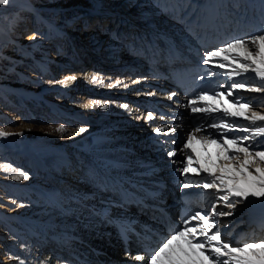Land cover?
<instances>
[{"label":"bare ground","instance_id":"obj_1","mask_svg":"<svg viewBox=\"0 0 264 264\" xmlns=\"http://www.w3.org/2000/svg\"><path fill=\"white\" fill-rule=\"evenodd\" d=\"M211 2L215 4L222 2L225 6L229 3L226 0ZM80 3V0H10L9 5L0 6V21L2 22L0 23L4 27L0 30V43L3 44V39H7L8 43L19 35L24 36L17 41L20 47L27 46L37 39L36 33L39 30H44L42 34L49 32L53 35L66 36L67 33H61L63 28H56L53 22L56 16L60 15L62 18L65 16L64 10L75 4L79 6ZM147 3L148 1L141 0L137 6L142 11V15L137 17L138 22H136L140 29V38L135 37L136 33L135 38L131 37L130 33L127 36L125 33L122 37L117 35L113 44L104 46L105 49H111V52L102 53L110 54V61H112L111 57L114 61L124 60L123 65L128 62L131 66L134 62V65L142 67L141 70L130 71L126 75L120 71L117 76H98L95 75L96 73L95 76H88L81 72L85 65V61H82L75 67L78 72L63 76L62 80L56 83L46 84V86L50 85L49 90H56V92L69 86L75 89L77 84L80 87H86L87 97L77 98L71 95V92L66 94H70L68 102L73 104L72 108L82 112L83 117L92 123H96L95 129H89L85 133L65 135L64 129L63 131L58 130L61 127L45 131L42 122L37 124V122L23 119V127L13 131L14 129L9 125L14 124L16 118L6 113L11 107L22 110L26 105H36L37 97L30 98L18 88L17 84L1 80L0 132L9 135L0 136V151H3L2 155H6V159H0L2 162L0 163V185L10 186L9 188L12 189L20 187L22 190L28 184L36 182L33 179L35 173L46 176L41 170L44 166L50 171H56L58 177H62L73 167L82 168L85 174L80 180L77 178L80 181L78 187L70 188L67 192H64L65 189L61 191L52 185H44L43 189L36 191V196L31 199L30 204L23 208L21 213H17L15 218L11 217L15 216V212L9 211L8 216L0 213L2 214L0 223H3V228L12 223L8 222L10 219L14 223L17 221L13 229L17 232L15 235L10 234L9 231L0 232L1 235L8 236L7 241L12 244L11 249H14L9 264H19L15 257L23 260L24 264H147L150 245L153 243L159 245L169 234L165 232L160 217L155 213H149L150 220L139 218V211L131 209V206L120 204L119 191L127 194L129 191L136 196H141L142 199L147 200L148 204L154 201L166 202L165 199L170 196L167 205L173 214L174 227L171 232L182 227V222L176 214L175 204L183 194L186 193L189 196L194 212L200 209L210 211L211 204L216 203L212 194L215 189L182 188V184L189 180L195 182V177L191 175L185 177L178 170L183 167L182 162L186 155L181 151L183 147L179 149L177 146L178 138L188 131L193 133L198 127L202 128V131L196 134L197 141L205 136L216 138L212 135L214 130L208 128L211 118L203 113H192L188 106L189 102L194 100L204 88L210 87L215 91H223L219 87L223 84L221 80L229 81L224 73L230 71V68L220 69L215 64L203 63L207 51L223 46V44L219 46L213 44L212 38L209 37L210 33L213 37L219 36V39L229 37L233 39L237 33H241L245 38L261 34L264 32L262 29L264 13L259 12L254 18L249 15V12L225 14V8H223L224 13H220L217 12L219 6L215 9L214 3L209 5L210 0H202L203 8L204 5H209V9L214 14L212 22L204 23L201 15L196 12L198 7L192 10L189 4L186 7L182 4L175 6L170 0H158L156 3L151 2L150 7L153 8L151 10L148 7H142ZM259 5L263 8L264 4ZM13 6L20 7V11L16 13L9 11ZM229 7L233 8L231 5ZM245 7L247 11L250 10L246 5ZM67 17L71 21L72 14ZM132 18L136 17L133 15ZM112 22L119 27L122 26L121 29L130 28V25L123 19L114 18ZM29 23H33L32 27ZM58 26H64V24L60 23ZM30 29L34 34L28 33ZM170 45H173V49L168 51ZM1 46L0 53L2 51L6 58L21 60L25 56L22 50L13 56L15 50L12 51L11 47L5 49L7 45ZM134 50L137 56L133 55ZM174 51L182 54L180 60H172L170 54ZM95 65L97 64L93 63L89 69ZM179 65L185 67L198 65L199 68L203 66L210 73L203 80V84L196 87L192 98L174 88L171 77H167L168 71H172L173 67ZM6 67L4 65V68ZM10 68L9 66L3 72L9 73ZM90 73L91 71L88 72ZM12 75H10V80ZM252 75L254 73H250L249 76ZM245 76L246 74H242L241 77H234V79H244L247 83L253 82V79H245ZM66 77H75V79L66 80ZM13 78L17 80V76L14 75ZM259 81L258 79L254 83H261ZM227 82L223 84L225 87L230 81ZM29 88L33 87L29 86ZM93 91H96L97 95L94 96ZM238 91L234 92L236 98H238ZM99 94L106 97L101 98ZM261 95L262 98L264 92ZM129 96L138 101L134 104H126L124 99ZM230 100L231 98L226 96L224 99L206 103L230 106ZM150 106L153 108L154 116L160 114L158 109H162L169 113L168 117L147 119L145 109ZM212 118L219 120L220 114L214 113ZM19 121H22V117ZM239 123L243 127L248 126L249 122L241 118ZM173 127L176 128L175 132L171 131ZM156 128H162L164 132L158 135L155 132ZM231 135H234V132L230 133ZM259 139L264 140V137ZM192 148L195 149V156L200 158L201 163H204L209 155L214 162L218 163L215 145H210L205 150L202 143L194 142ZM67 150L70 153L72 151L78 153V158L70 159ZM170 151H176L177 155L169 156ZM16 165L23 166L25 171L15 168ZM20 172H23L25 176H20ZM67 176L69 174L66 178ZM71 180V182L74 181L72 178ZM38 183H43V180ZM222 194L216 192L215 196ZM84 196L89 200L87 207L81 204ZM239 204L230 211L233 216L228 223H224L223 216L216 217L217 226L222 229L223 233H229L232 226L235 227L231 238L227 237L235 242L240 239L246 240L240 234L246 236L251 233L256 234L258 242L264 240V229L255 230L251 220L243 223V220L246 221L250 215L251 209L264 211V198L250 197ZM40 205L45 206L44 211L39 210ZM216 205L217 210L221 211L223 207ZM257 206L263 208L257 209ZM229 217L226 216L227 219ZM115 221L127 228H136L135 231L141 234L144 233L143 230L152 229L153 232L145 238L132 235L131 243L125 246L117 235ZM149 225L152 227L144 228ZM19 233L21 237L17 236ZM154 233L161 236L159 241L154 238ZM65 238H69L71 242L64 241ZM43 242L48 243V247H42ZM69 243L72 245L70 246ZM43 252L47 255L45 256L47 260H43ZM1 255L4 257L1 258ZM1 255L0 264H7L4 249ZM137 255L144 256L145 260L137 261L135 259Z\"/></svg>","mask_w":264,"mask_h":264},{"label":"rangeland","instance_id":"obj_2","mask_svg":"<svg viewBox=\"0 0 264 264\" xmlns=\"http://www.w3.org/2000/svg\"><path fill=\"white\" fill-rule=\"evenodd\" d=\"M64 1H68V0H64ZM139 1L141 0H80L81 3L79 6H76L77 4L70 6L69 9H66L63 11L65 15L63 18L60 15H58L56 16L53 22V26H55L56 28L58 27L63 28L61 33H67L66 36H62L60 34L53 35L51 33L49 34V32L46 34H42L44 30H39L36 33L37 39L30 45L22 46V47H20L17 41L19 40V38H23L24 36L16 35L14 40L9 41L10 43L9 42L7 43V39L6 40L3 39L4 40L3 44L0 43V49L2 47L1 45H7L6 46L7 48L5 49H10L11 47L12 51L14 50L16 51L15 55L13 56H16V54L20 50L24 52L25 56H23L21 60H18V59L13 60L10 58H6V56H4L2 54L3 52L1 51L0 53V83H2L1 80L7 81L11 84L15 83L18 85V88L22 89L23 93H26L27 96H30V98L37 97V102H38L34 106L26 105L25 107H23L22 110H19V108L15 109L14 107H11L10 110L6 114H8L9 116L13 115V118H16V120H15V123L9 125V127L14 129L13 131H16L15 129H19L23 127L22 123L25 120V121L37 122V124L42 122L45 131H49L50 129L55 128V127H61L63 125V129L65 130V135L85 133L89 129L90 130L95 129L97 126L96 123L95 122L92 123L86 117H83L82 112H80L77 109L72 108L73 104H70L68 102V98H69L68 95L70 94L73 95L74 97L77 96V98L80 96H82L83 98L87 97V95L85 94L87 90L86 87L84 86L80 87L77 84L75 89L74 88L71 89L69 88L70 87L69 86V87L63 88L59 92H56V90H49L50 85L46 86V84L56 83L57 81L62 80L63 76H66L70 73L78 72L75 69V67L79 65V62L81 63L82 61H85V65L81 69V72H84L85 75H88V76H95V75L117 76L120 71L122 73H125L126 75L130 73V71L141 70L142 67L134 65L135 64L134 62L132 63L131 66L128 64V62L127 64L123 65L124 60L114 61L113 57H111L112 61H110V56H111L110 54H102V53L111 52V49L109 48L105 49L104 46H110L111 44H113V42L116 39L115 37H117V35L119 37H122V35L125 36V33H126V36L128 35V33H130L131 37H134V34L136 33L135 37L136 36L139 37L140 29L138 25H136V22H138L137 17H139V15H142L141 13L142 11L137 8ZM146 1H148V3L143 5L142 7L143 8L148 7L149 9L152 10L153 8L150 7L151 2L156 3L158 0H146ZM170 1L175 6L182 4L183 6L185 5L184 7H186L189 4V7H191L192 10L198 7L196 10L197 13H198V10H200L199 5L195 4L196 0H175V1L170 0ZM211 1L213 0H210V3L213 4L214 2L212 3ZM226 1L229 2L228 6H224L223 8H225V10H232L230 12H233V13L235 12L238 13V11L240 13L249 12V15L252 17L253 15L252 12L250 10L247 11L245 6H244L245 8L243 7V9L236 11L240 5H246L247 7H249V9L253 10L256 16H257L258 11L259 12L261 11L262 13H264L263 12L264 5H263V8L262 7L260 8V5H259L260 3L264 4V0H226ZM192 3L193 5H191ZM37 4H39V2ZM217 5L218 4H216L215 6ZM230 5L233 6V8L229 7ZM189 7L188 9H190ZM19 9L20 7L13 6L9 11L16 13L20 11ZM70 14H72L71 21H69V18L67 17ZM133 15L136 18H132ZM114 18L123 19L124 22L130 25L129 26L130 28L127 30L121 29L122 26L119 27L114 22H112ZM1 23H0V30H3L4 27L3 25H1ZM60 23L64 24V26H58ZM29 25L30 27H32L33 23H29ZM156 25H160V24L156 23ZM263 26L264 24L262 25V29L264 30ZM28 33L34 34L31 29L28 30ZM76 33L77 35H75ZM94 33H98V34L94 36L93 35ZM46 50H48L49 52L48 51L46 52ZM135 51L136 50L133 51L134 53L133 55L137 56V53H135ZM4 52H7V50H4ZM86 61H89V62H86ZM93 63L97 65L92 67V69H89ZM4 65H6L7 67L4 68ZM9 66L11 67L10 72L9 73L3 72L4 69H8ZM90 71L91 73L88 74V72ZM250 73L251 72L246 74L245 79L246 78H248V80L253 79V82L250 81L249 83H246V88L247 87H259L262 84H264V82H261V81H259L261 83L255 84L254 82L256 80L258 81V79H254L255 74L250 77L249 76ZM2 75H4V77H1ZM10 75H12L11 80H10ZM14 75L17 76V80L13 78ZM221 82L224 84L227 81L226 79H224V80H221ZM230 83L231 82H229L225 88H227V86ZM29 86H32L33 88L30 89ZM225 88L223 89V91L225 90ZM235 91H238V90H234V92ZM68 92H71V93L66 94ZM93 94L94 96L97 95L96 91H93ZM261 94H263V92H249L247 90L240 89V91L237 92V97H238L237 99L243 98V101H247L251 103L250 110L248 112V114L250 115L251 110L264 112V103H262V101L264 100L263 98L264 96L261 98L262 96ZM99 97L105 98L106 96L99 94ZM15 98H17V96H15ZM107 99H103V100H107ZM133 99H134L133 97L129 96V98H125L124 101L128 105L134 104L138 101L136 99L135 100ZM56 112H59V113H56ZM148 112L153 113V108H151V106L145 109V114H147ZM168 115H169L168 112L166 116L162 114H157L155 116L153 115L152 119H155L157 117H161V118L168 117ZM20 116L22 117V121H19V119H21ZM1 117L2 115H0V119ZM80 129H84V131L81 132L79 131ZM191 133L192 132L188 131L186 132L185 135H181L178 138L177 146L179 147V149H181L184 146V143L186 142V138ZM234 135L239 137V136H244V135H249V134L243 131H239V132L236 131V133L234 132ZM253 142L258 145L264 144L262 143L264 142V140H261L259 138H257ZM247 143L248 142H245V144ZM257 150H264V149H257ZM67 152H69L70 154L69 155L70 159L78 158V153L76 154L74 151L70 153L69 150H67ZM2 153L3 151L1 150L0 159L2 158L6 159V155H2ZM85 160L88 161V159H85ZM15 168H21L25 171L23 166L19 167L18 165H16ZM44 169H46L50 173L56 172V171L48 170V168H46L45 166L41 167V170H44ZM65 174L66 175L69 174V176H67L66 178V176L63 175L62 177H57V179L53 178L52 181L51 180L46 181L45 178L47 177V173L45 177H44V174L38 175L35 173L34 174L35 176H33V179L37 183L36 182L30 183L27 185V187L23 188L22 190L20 187L17 189H12V188H9L10 186L0 185V213L7 215L9 211L15 212V216H11L15 218L17 217L16 216L17 213H21L23 211V208H25L26 206L30 204L31 199L34 198V196H36V191L37 190L40 191L41 189H43L44 185L46 186L52 185L54 188H57L61 191L65 189L64 192H67L69 191L70 188L78 187L77 185H79V182H80L79 180L85 175L82 168L77 169L76 167H73V169L71 168V170L67 171V173L65 172ZM53 175H56V174H53ZM70 177L74 180L73 182H71L72 180ZM77 178H79V180H77ZM41 180H43V183L39 184L38 181L40 182ZM214 191L215 192H212V191L211 192L213 196L216 197L215 195L217 191L216 190ZM40 194L42 193L40 192ZM169 199H170V196H168L165 199L166 202H164L163 205L169 204L168 203ZM87 201H89L88 197L84 196L83 203L81 204L84 207H87L89 206L88 205L89 203ZM215 202L216 204L219 205V207L224 208V209L222 208L221 211L233 210V209L229 210L222 202H219L218 200H215ZM239 205L240 204H238L237 206ZM40 206L41 207H39V210L44 211L45 206L44 205H40ZM176 206L177 204H175V207ZM260 208H263V207L257 206V209H260ZM90 209H91V206H90ZM254 211L263 212V211H259L256 209H251V211H249L250 212L249 214H251ZM229 216H230L229 219H227L226 216H223V219L225 220L224 223H228V220L232 218L233 214ZM244 221L245 219L243 220V223H246L249 220L245 222ZM8 222H12V223H10L6 228H3V223H0V232L9 231L10 234L15 235L17 232L13 231V229H15L16 226L14 224L17 223V221H15L14 223V221L10 219ZM10 227L12 229H10ZM231 229L232 230H230L229 233L226 232V235L227 237H229V239L231 238L232 232L235 230V227L232 226ZM17 236L21 237L22 235L19 233L17 234ZM153 236H155L154 238L157 239L156 241H159L161 237L160 235L156 233H154ZM240 236L245 237L246 240L240 239L238 242H241V241L242 242L244 241L258 242L256 240V234L253 235L251 233L246 236L243 234H240ZM14 238L16 239V237ZM7 239H8V236L3 235V234L1 235L0 233V247H1L0 255L4 249V254L6 255V258H7L6 259L7 264H9L10 258L12 256V251H14V249H11L10 246L12 244H10L7 241ZM54 239L55 238L53 237V240ZM65 240L66 242L67 241L71 242L69 238H65L64 241ZM43 243L44 244L42 247H48V243H45V242ZM69 245L71 246L72 243H69ZM157 247L158 245L156 243H153L150 245L148 249V258H150V254L153 253L157 249ZM43 251H45V249H43ZM45 256L47 255L45 254V252H43V256H42L43 260L44 259L47 260ZM3 257L4 256L1 255V258ZM93 261H96V260H93Z\"/></svg>","mask_w":264,"mask_h":264},{"label":"snow or ice","instance_id":"obj_3","mask_svg":"<svg viewBox=\"0 0 264 264\" xmlns=\"http://www.w3.org/2000/svg\"><path fill=\"white\" fill-rule=\"evenodd\" d=\"M9 4L10 0H0V6ZM203 63L215 64L220 69L230 68L224 74L231 83L224 91H213L211 95L208 90H203L189 102L192 113H203L211 118L208 128L214 130L212 135L216 138L205 136L197 141L196 134L202 128H196L188 135L181 149L186 155L182 162L183 167L178 170L185 177H195V182L189 180L182 184L183 189H215L223 194L214 199L222 202L228 209H235L237 204L250 197L264 198V150H257L264 149V144L253 142L264 137V112L251 110L249 115L250 103L243 101V98L237 99L234 94V90L245 89L247 83L244 79L237 80L234 77L251 72L264 82V32L246 38H233L223 46L207 51ZM67 79L75 77H66ZM219 87L225 88L223 84ZM246 90L264 92V84L247 87ZM226 96L231 98L230 106L206 103L224 99ZM214 113L220 114L219 120L212 118ZM146 118L152 119L153 113L148 112ZM241 118L249 122L248 126H240ZM58 130L63 131V125ZM237 130L249 135L230 136V133ZM79 131L83 132L84 129ZM171 131L175 132L176 128L173 127ZM155 132L159 135L164 129L156 128ZM7 135L9 134L0 132V136ZM194 142L202 143L205 150L210 145H215L218 163L210 155L201 163L192 148ZM168 154L177 155L176 151ZM20 176L25 174L20 172ZM229 215H232L230 211H218L216 203L211 204L210 211H195L183 220L182 227L174 229L160 242L157 249L150 254L147 264H264V240L235 242L229 240L226 233L217 226L216 217ZM15 259L19 264H24L19 257ZM135 259L143 262L145 257L137 255Z\"/></svg>","mask_w":264,"mask_h":264}]
</instances>
